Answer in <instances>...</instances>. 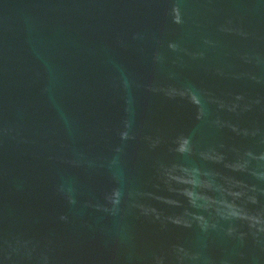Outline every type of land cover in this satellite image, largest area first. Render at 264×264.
<instances>
[{
    "label": "water",
    "instance_id": "obj_1",
    "mask_svg": "<svg viewBox=\"0 0 264 264\" xmlns=\"http://www.w3.org/2000/svg\"><path fill=\"white\" fill-rule=\"evenodd\" d=\"M0 264H264V0H0Z\"/></svg>",
    "mask_w": 264,
    "mask_h": 264
}]
</instances>
